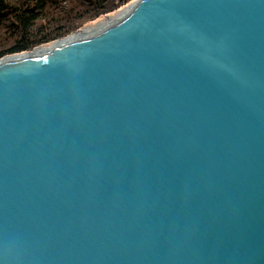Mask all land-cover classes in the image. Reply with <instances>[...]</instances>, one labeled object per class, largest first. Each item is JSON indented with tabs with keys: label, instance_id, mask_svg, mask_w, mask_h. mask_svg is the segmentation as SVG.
<instances>
[{
	"label": "water",
	"instance_id": "95a60500",
	"mask_svg": "<svg viewBox=\"0 0 264 264\" xmlns=\"http://www.w3.org/2000/svg\"><path fill=\"white\" fill-rule=\"evenodd\" d=\"M0 264H264V0L0 59Z\"/></svg>",
	"mask_w": 264,
	"mask_h": 264
},
{
	"label": "trees",
	"instance_id": "16d2710c",
	"mask_svg": "<svg viewBox=\"0 0 264 264\" xmlns=\"http://www.w3.org/2000/svg\"><path fill=\"white\" fill-rule=\"evenodd\" d=\"M131 1L88 0L82 5L94 11L90 17L94 20L105 13L117 11ZM71 3L74 0H0V59L26 53L64 38L75 27H65L61 17H53L56 13L60 14L59 6ZM17 4L20 7H14ZM74 16L81 18L79 14ZM66 22H69V18ZM1 35H8V41L1 40Z\"/></svg>",
	"mask_w": 264,
	"mask_h": 264
},
{
	"label": "rangeland",
	"instance_id": "374dc122",
	"mask_svg": "<svg viewBox=\"0 0 264 264\" xmlns=\"http://www.w3.org/2000/svg\"><path fill=\"white\" fill-rule=\"evenodd\" d=\"M87 1L88 0H74V3H71L69 5L62 4L61 6L58 7V9H59L58 12H60V14L56 13V15H54L53 18L55 19V18L61 17V20H64V21H62V23H63V25L65 23V27H67V26L71 27L72 26L75 28L69 34L64 36V38H61V39L56 40V41H60V40H64L66 38L72 37L73 35L78 34L82 31H84L85 29H91V28L96 27L98 24H100L106 20L117 17L120 13L125 11L129 7V5L134 3L136 0H132L130 3H128L127 5H125L122 8L118 9L115 12L105 13V14L99 16L97 19H94V20H91V18H90L93 15L94 11L92 12L90 7H88V9H86L82 5V3L86 4ZM14 7H20V6H19V4H17V5H14ZM76 14H79V16H81V18H79V19L76 18L74 16ZM68 16H70V17H68ZM68 18H69V22H66ZM1 37H3V38H1V40L4 39L6 42L8 41L7 40L8 35H5V36L1 35ZM31 51H29V52H31Z\"/></svg>",
	"mask_w": 264,
	"mask_h": 264
},
{
	"label": "bare ground",
	"instance_id": "6f19581e",
	"mask_svg": "<svg viewBox=\"0 0 264 264\" xmlns=\"http://www.w3.org/2000/svg\"><path fill=\"white\" fill-rule=\"evenodd\" d=\"M127 10V9H126ZM125 10V11H126ZM125 11H123L122 13H120L117 17H115V18H112V19H109V20H106V21H104V22H102V23H100V24H98V25H101V24H103V23H106V22H108V21H111V20H113V19H116V18H118V17H121L122 16V14L125 12ZM97 25V26H98ZM86 30H88V29H85L84 31H86ZM84 31H82V32H84ZM81 33V32H80ZM79 34V33H78ZM76 35V34H75ZM74 36V35H73Z\"/></svg>",
	"mask_w": 264,
	"mask_h": 264
}]
</instances>
